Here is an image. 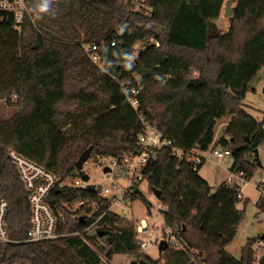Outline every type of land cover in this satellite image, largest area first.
<instances>
[{
    "label": "trees",
    "instance_id": "trees-1",
    "mask_svg": "<svg viewBox=\"0 0 264 264\" xmlns=\"http://www.w3.org/2000/svg\"><path fill=\"white\" fill-rule=\"evenodd\" d=\"M225 1L26 0L20 24L0 12V101L16 110L0 121V200L8 206L12 241L0 244V264H110L116 255L156 264L139 253L133 224H120L110 199L86 189L52 192L50 206L64 218L60 237L25 242L30 208L10 152L61 179L75 178L83 174L76 162L90 147L115 160L139 155L141 120L184 152L205 153L216 122L227 118L214 147L231 151L230 173L251 179L264 168V124L242 103L264 68V0H232L222 33L217 22ZM92 45L102 67L86 53ZM132 89L139 90L136 109L127 101ZM191 158L177 160L161 149L141 170L148 190L160 192L164 226L180 245L161 252L164 264H255L261 236L247 240L239 260L226 252L248 200L238 186L210 187ZM136 200L150 206L138 187L128 201ZM261 200L256 207L264 212Z\"/></svg>",
    "mask_w": 264,
    "mask_h": 264
},
{
    "label": "built area",
    "instance_id": "built-area-1",
    "mask_svg": "<svg viewBox=\"0 0 264 264\" xmlns=\"http://www.w3.org/2000/svg\"><path fill=\"white\" fill-rule=\"evenodd\" d=\"M0 12L12 13L15 22L20 24L25 14L28 13L26 0H0ZM111 45L113 46L114 43ZM96 50V46L92 45L86 49V53L89 54V58L94 65L101 66V61L96 54ZM134 56L135 55H133V57ZM138 92V89H132L130 95L127 96V101L133 109L138 107ZM141 122L143 124V131L138 137V144L141 148L140 154L135 157L125 156L118 160L111 159L108 165L110 172L104 174L107 178H110L111 170H114L122 176L123 184L119 185L115 180L110 179L109 187L100 185L101 192L98 195L102 198L110 199V201H112L111 207L117 202L128 201L130 193L137 187L139 188L142 182L141 170L149 160L156 158L158 150L167 149L169 154L177 160L191 156V162L194 168L202 165L205 161V159L197 153H186L175 147L170 139L164 137V135L152 125L145 123L143 120H141ZM210 155L216 160H221L226 156H231V151L227 149H212ZM9 158L24 187L30 208V228L26 233L24 241L33 243L47 242L59 238V227L60 224L63 223L64 218L62 216H57L50 206L49 201L51 193L65 188L86 189V185L89 182H84L81 179L82 174H78L75 178L61 179L42 166L15 152H10ZM250 180L251 179L246 178L241 173H230L225 183L238 186L239 188L240 185L246 184ZM255 188L260 192L264 191V176L257 180ZM7 211V203L0 200V244L12 242L6 225ZM146 233L147 230L145 228L138 229V234L143 235ZM138 241L140 242V249H146L151 243L142 240ZM170 241L173 247H180L177 240L172 236L171 231ZM257 243L256 248L258 254H255V264H258L260 259L264 256V241H258ZM153 244L157 247L160 243L157 239H154Z\"/></svg>",
    "mask_w": 264,
    "mask_h": 264
},
{
    "label": "rangeland",
    "instance_id": "rangeland-1",
    "mask_svg": "<svg viewBox=\"0 0 264 264\" xmlns=\"http://www.w3.org/2000/svg\"><path fill=\"white\" fill-rule=\"evenodd\" d=\"M231 1V9L235 7V3L232 0H226L223 4L220 18L217 22L218 28L222 33H225L229 29V18L223 16V8L226 2ZM193 78L198 79V73H193ZM243 109L257 122L264 124V68H261L256 75L247 84L245 97L243 99ZM15 109L7 106L5 101H0V121L10 118ZM229 119L222 118L216 122L214 130L213 146L209 150L203 153V156L207 159L206 163L199 170L201 178L206 180L211 187L220 185L225 182L230 175V167L232 165V158L226 156L221 160H216L210 155L212 149L223 150L220 146L214 147L220 138L223 136V132L226 128ZM259 158L264 164V148L259 150ZM109 157H100L95 154L94 151L89 156V160L84 165L82 172L89 177V183L94 185H101L103 187H109L110 179L115 180L117 184H123L122 176L111 170L110 178H107L102 169L109 167ZM264 176V168L259 169L251 180L243 185H240V196L243 199H247L248 203L244 208L243 221L237 228V232L231 243L226 247V252L234 259L240 258V250L246 244L247 240L261 236L259 241H264V212L260 211L256 207V203L261 198V202L264 204V191L260 192L255 188L257 180ZM140 191L149 202L150 206L143 204L140 200L133 202L120 201L114 204L110 211L121 217V225L133 224L136 232L137 240L144 242H151L146 249H140L139 253L147 255L156 264H164V254L159 252L158 246L153 244V240L157 239L160 243L162 241L167 243V246H172L170 241V230L166 229L163 222L162 212L166 210L159 201L154 197L153 193L148 190L146 182H141ZM112 202V201H111ZM177 204L183 207L196 208L197 204L191 202H183L181 200H175ZM75 210L78 207H73ZM237 208L242 210V204H238ZM124 210V211H123ZM192 213V212H191ZM139 228H145L146 234H138ZM91 232L95 229V226L91 228ZM258 244V243H257ZM255 245V254H258V250ZM257 250V251H256ZM192 258L196 260V253L191 252ZM110 264H138L135 256L132 255H116L112 258Z\"/></svg>",
    "mask_w": 264,
    "mask_h": 264
},
{
    "label": "water",
    "instance_id": "water-1",
    "mask_svg": "<svg viewBox=\"0 0 264 264\" xmlns=\"http://www.w3.org/2000/svg\"><path fill=\"white\" fill-rule=\"evenodd\" d=\"M231 4H232V2H231V1H228V2H226L225 5H224V8H223V16H224L225 18H230V17L233 16V10L231 9ZM192 84H196V85H198V84H200V80H199V79H194V80L192 81ZM91 152H92V148L90 147V148L86 149V150L80 155L79 159H78L77 162H76V168H77V170H79V171H82V170H83L84 165H85V164L87 163V161L89 160V156H90ZM102 172H103L104 174H108V173L110 172V169H109L108 167H104V168L102 169ZM81 179H82L84 182H87V183L89 182V177H88V175H86V174H82V175H81ZM86 190L94 191L95 193L99 194V193L101 192V186H100V185H96V186H95V185H93V184L88 183V184L86 185ZM152 193H153L154 197L158 200L159 197H160V192H159V191H156V190H153ZM166 248H167V243L164 242V241L160 242V244H159V246H158V250H159V252H163V251H165ZM138 264H147V263H145L144 261H139Z\"/></svg>",
    "mask_w": 264,
    "mask_h": 264
},
{
    "label": "crops",
    "instance_id": "crops-1",
    "mask_svg": "<svg viewBox=\"0 0 264 264\" xmlns=\"http://www.w3.org/2000/svg\"><path fill=\"white\" fill-rule=\"evenodd\" d=\"M229 122V121H228ZM198 155H201L204 159H205V161H204V163L202 164V166L206 163V161H207V159L203 156V153H201V152H196ZM201 166V167H202ZM201 169V168H200ZM206 181V180H205ZM207 182V181H206ZM208 183V182H207ZM208 185L211 187V185L208 183ZM216 186H218V185H216ZM216 186H212V188H214V187H216ZM139 189H140V186H139ZM239 260V259H238Z\"/></svg>",
    "mask_w": 264,
    "mask_h": 264
},
{
    "label": "clouds",
    "instance_id": "clouds-1",
    "mask_svg": "<svg viewBox=\"0 0 264 264\" xmlns=\"http://www.w3.org/2000/svg\"><path fill=\"white\" fill-rule=\"evenodd\" d=\"M47 9H48V4L45 3L44 6H43V8H42V11H46Z\"/></svg>",
    "mask_w": 264,
    "mask_h": 264
}]
</instances>
